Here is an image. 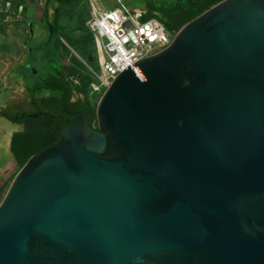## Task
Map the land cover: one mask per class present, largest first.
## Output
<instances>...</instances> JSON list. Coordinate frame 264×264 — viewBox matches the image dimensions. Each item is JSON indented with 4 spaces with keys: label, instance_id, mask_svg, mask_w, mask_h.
<instances>
[{
    "label": "water",
    "instance_id": "water-1",
    "mask_svg": "<svg viewBox=\"0 0 264 264\" xmlns=\"http://www.w3.org/2000/svg\"><path fill=\"white\" fill-rule=\"evenodd\" d=\"M96 114L16 174L0 264H264V0L189 22Z\"/></svg>",
    "mask_w": 264,
    "mask_h": 264
},
{
    "label": "trees",
    "instance_id": "trees-1",
    "mask_svg": "<svg viewBox=\"0 0 264 264\" xmlns=\"http://www.w3.org/2000/svg\"><path fill=\"white\" fill-rule=\"evenodd\" d=\"M60 1L64 4L75 0ZM222 1L224 0H143V4L131 8L143 9L147 12V19L156 18L169 32L177 34L189 22ZM61 15L62 10L57 9L56 21L52 25L58 35L67 30L65 25H60ZM87 33L92 36L88 31ZM54 45L60 56L71 54L61 38L57 39ZM77 66L82 64L71 54V63L53 65L46 76L28 87L29 100L37 110L36 113L13 116L0 112L1 117L24 127V130L14 134L11 140V152L19 165V171L33 156L59 142L63 132L75 124L82 114L87 115L90 126L98 129L97 114L89 89L92 78L83 75L75 83V77L79 74ZM75 96H79L77 100L74 99ZM16 174L10 181H13ZM8 186L9 184L0 188V202Z\"/></svg>",
    "mask_w": 264,
    "mask_h": 264
},
{
    "label": "rangeland",
    "instance_id": "rangeland-1",
    "mask_svg": "<svg viewBox=\"0 0 264 264\" xmlns=\"http://www.w3.org/2000/svg\"><path fill=\"white\" fill-rule=\"evenodd\" d=\"M121 1L130 7H136L144 3L143 0ZM99 6L114 8L116 2L114 0H101ZM74 7L79 8L73 16L70 17V10H68L63 17V23L64 25L66 24L65 28L67 30L61 32V35L55 33L52 25L47 23L39 25L40 23L37 21L25 17L22 18L23 25L22 23H13L15 26L14 31L17 34L15 32H12V34L10 32L7 33L6 31L0 33V55H4L6 59V61H0V112L13 116L36 113L37 110L29 100L26 86L29 87L40 78L46 76L53 65H68L71 63V54L82 64V66H77L79 74L77 75L78 77H75V83L83 75L85 77L90 76L85 62L92 65L95 70H98L96 62L100 54L96 48V41L92 36L88 35L86 29L84 30V25H82L83 19L87 15L86 7L81 8L79 2L74 4ZM66 8L68 6H63V11ZM87 8L90 12V5ZM59 38L64 43L66 42V49L71 52L70 55L60 56L57 53L54 43ZM50 44L52 45L49 46ZM21 59L22 61L19 62ZM16 62L19 63L16 68L10 71L7 77L6 69H10ZM91 97L93 108L97 110L101 96L99 98ZM74 99L77 100L78 97L76 96ZM21 130L22 128L19 125L0 116V188L9 184L2 195L1 202L12 183L9 180L5 185H2V180L7 178V174L15 173L16 171L15 166H13L14 158L11 152V138L15 132Z\"/></svg>",
    "mask_w": 264,
    "mask_h": 264
},
{
    "label": "built area",
    "instance_id": "built-area-1",
    "mask_svg": "<svg viewBox=\"0 0 264 264\" xmlns=\"http://www.w3.org/2000/svg\"><path fill=\"white\" fill-rule=\"evenodd\" d=\"M88 1L91 15L85 27L95 39L100 57L98 70L85 65L92 78L90 95L100 97L127 68L169 47L176 34L158 19H147L143 9H133L121 0H114V8L99 6L101 0Z\"/></svg>",
    "mask_w": 264,
    "mask_h": 264
},
{
    "label": "crops",
    "instance_id": "crops-1",
    "mask_svg": "<svg viewBox=\"0 0 264 264\" xmlns=\"http://www.w3.org/2000/svg\"><path fill=\"white\" fill-rule=\"evenodd\" d=\"M78 2H79V5L81 8L86 7L87 15H86V17H84L83 22H82V25H86L87 21L90 19V15H91V10L89 12V9L87 8V7H89V1L88 0H75L73 2L64 3V4L60 0H1L0 1V6H1L0 7V27H2V28H0V33H2L3 31H6L7 33L10 32L11 34H12V32L16 33V31H14V28H15L14 24L15 23H17V24L22 23L23 17L28 18L25 10L29 9V8H33L36 10L35 17L32 20H35L38 23H40L39 25H43L45 23H47L48 25L55 24L56 11H57V9H61L62 15H61L59 22H60V25H64L63 17L65 16V14L67 13L68 10H70V13H69L70 17L73 16V14L79 8V7H74V4H76ZM63 6H68V8H66L65 11H63V9H62ZM29 19H31V18H29ZM22 25H23V23H22ZM17 32H19V31H17ZM24 32H27V31H24ZM65 44H66V42H65ZM4 60L6 61L5 56L0 55V61H4ZM21 61H22V59L19 60V62H21ZM19 62H16V64H14L12 67H10V69H6L5 73L7 74L6 75L7 77L9 76L10 71L13 68H16V66ZM26 89H27V93H28V87L27 86H26ZM19 126L22 128L21 131H23L24 127L22 125H19ZM21 131H18V132H21ZM18 132H15L14 134H16ZM11 140H12V138H11ZM13 158H14V156H13ZM13 166H15V170H16L15 173L11 172V173L7 174L8 175L7 178L2 180V185H5V183L8 182L9 180H11L12 179L11 177L14 176L19 171V165L17 164L15 158L13 161Z\"/></svg>",
    "mask_w": 264,
    "mask_h": 264
}]
</instances>
